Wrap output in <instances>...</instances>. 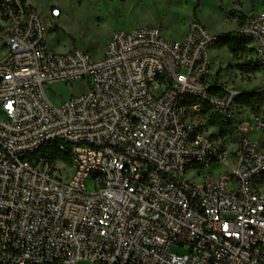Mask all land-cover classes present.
Returning <instances> with one entry per match:
<instances>
[{"label":"built area","instance_id":"2783aa9c","mask_svg":"<svg viewBox=\"0 0 264 264\" xmlns=\"http://www.w3.org/2000/svg\"><path fill=\"white\" fill-rule=\"evenodd\" d=\"M1 17L0 264H264V83L209 79L217 34L117 31L94 59L51 51L26 0H2ZM237 33L264 72V11ZM50 142L69 164L36 155Z\"/></svg>","mask_w":264,"mask_h":264},{"label":"rangeland","instance_id":"374dc122","mask_svg":"<svg viewBox=\"0 0 264 264\" xmlns=\"http://www.w3.org/2000/svg\"><path fill=\"white\" fill-rule=\"evenodd\" d=\"M41 17L46 43L51 51L64 53L80 50L94 59L100 58L113 33L137 28H156L168 42L184 39L190 23H201L208 32L217 35L236 34L246 17L264 11V0H26ZM197 7L196 12L194 8ZM51 7H57L61 16L49 18ZM5 22L0 15V56L3 52ZM212 63L209 79L217 75L228 87L251 90L264 83V72L238 74L237 64L242 59L226 48H210ZM247 74V75H246ZM81 82L73 87L55 84L48 96L58 104L80 93ZM208 132L209 129H206ZM264 149V135L255 134ZM226 168L222 165L216 172ZM62 172L61 174H65Z\"/></svg>","mask_w":264,"mask_h":264},{"label":"trees","instance_id":"16d2710c","mask_svg":"<svg viewBox=\"0 0 264 264\" xmlns=\"http://www.w3.org/2000/svg\"><path fill=\"white\" fill-rule=\"evenodd\" d=\"M197 4L200 0H196ZM198 5L194 8V12H196ZM0 15H2V0H0ZM250 41L240 35L238 33H226L218 35V42L216 46L219 49L226 48L231 54L238 55V58H242L246 55L252 53V49L248 46ZM236 67L239 71L244 73H253L260 69V65L254 62H244L241 60L240 64H237ZM261 97L255 95L253 93H244L238 98V102L247 106H255L257 103L261 102ZM209 124L218 128L219 134L221 136H225L231 133V128L225 125L222 121H220L217 117H210ZM56 142L47 143L42 149L37 152V156H41L48 153V156L55 160L63 163L69 164V156L66 152H60L55 149Z\"/></svg>","mask_w":264,"mask_h":264}]
</instances>
